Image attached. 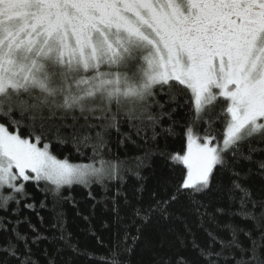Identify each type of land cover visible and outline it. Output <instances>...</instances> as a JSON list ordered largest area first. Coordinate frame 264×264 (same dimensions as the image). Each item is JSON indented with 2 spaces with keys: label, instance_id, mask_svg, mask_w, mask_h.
Wrapping results in <instances>:
<instances>
[{
  "label": "snow or ice",
  "instance_id": "obj_1",
  "mask_svg": "<svg viewBox=\"0 0 264 264\" xmlns=\"http://www.w3.org/2000/svg\"><path fill=\"white\" fill-rule=\"evenodd\" d=\"M113 130L142 154L125 147L121 159ZM53 143L87 162L58 159ZM129 175L140 181L130 193ZM41 181L51 237L19 215ZM73 185L88 189L92 215L103 205L104 255L66 231ZM0 213V264H41L43 241L54 246L45 264H129L149 226L148 264H264V0H0Z\"/></svg>",
  "mask_w": 264,
  "mask_h": 264
},
{
  "label": "trees",
  "instance_id": "obj_2",
  "mask_svg": "<svg viewBox=\"0 0 264 264\" xmlns=\"http://www.w3.org/2000/svg\"><path fill=\"white\" fill-rule=\"evenodd\" d=\"M222 130V129H221ZM129 129L127 127H122L121 132H128ZM122 138V136L113 130L110 133V147H112L113 152L120 156L121 159L124 158L125 147L127 148V154L129 156H136L141 155L142 153L137 150L134 146L130 143L126 144L125 146L121 147L117 145V142ZM136 137L133 135V139ZM172 147L176 151H181L182 149L186 148V143L182 138H177L175 141L172 142ZM50 151L53 155H56L58 159H63L65 156H68L70 162L72 163H81L87 162L86 160H81L78 156L75 155L73 151H71V146H68L64 149H61L59 145L53 143L50 146ZM85 151L89 152L90 149H86ZM159 165V161L157 160L152 167L157 168ZM141 175L146 177L143 181L145 191L139 195L147 198L148 191L151 189L153 185L152 180V171L149 168H145L142 170ZM140 181L134 176H126L125 183L123 184L122 188L125 192H132L135 188L139 187ZM45 182L41 181L39 187L34 182H29L26 185V191L31 194V198L27 200V203H34V209L24 208L21 205V211L19 213L20 218L23 220L25 217L30 219L31 223L34 224L41 232L45 235L51 237L52 235H58L59 233H54L51 229V225L53 223V216L54 213L52 209V200L50 196L41 191L40 189L44 188ZM51 187V185H49ZM117 187V182L112 181L110 182V189L111 192H115ZM93 194L96 197V200H100L103 196V192L98 185L93 186ZM62 195L68 197L69 199L63 202L60 206L62 207L65 213V228L68 233H71V242L77 244L78 248L81 251H87L94 253L95 256H100L106 254V248L101 246L98 241L97 237L103 240L104 245H109V233L102 227L103 220L107 219V216L103 213V205H97L96 214L92 215V201L88 196V189L80 185H73L71 187L65 186L62 189ZM41 201H45L47 204L46 208H41L40 203ZM15 207V205H13ZM80 213L79 215L77 213ZM3 215V213H0ZM89 217L88 220H85L84 217ZM43 218V223H41V219ZM11 220H15V217H10ZM94 232L95 236L90 232ZM19 231L21 233L28 232L31 235V232L28 229L27 223H23L19 225ZM133 234L135 231L133 229ZM7 234L0 232V244L4 243L5 236ZM145 239H150L153 244L159 243V237L156 235V228L155 226H149L146 228L144 237L137 242L136 244L132 245L133 252L129 255V264H148L150 260V252L145 245ZM131 244V241H129ZM59 246H63L60 244ZM23 246L21 245V248ZM44 248H48L49 252L54 250V246L49 244L47 241H43L40 244V250H37L35 246H33V251L36 252V258L40 260L41 264H45L43 258L40 255V251ZM73 255L70 251L66 252V256ZM75 264H98L97 260L92 259L89 256H77L75 260Z\"/></svg>",
  "mask_w": 264,
  "mask_h": 264
}]
</instances>
